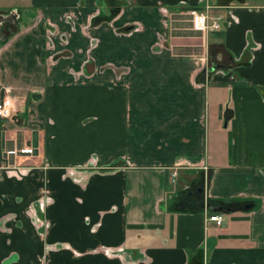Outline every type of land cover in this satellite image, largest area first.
Returning <instances> with one entry per match:
<instances>
[{
	"label": "crops",
	"instance_id": "0c3cea01",
	"mask_svg": "<svg viewBox=\"0 0 264 264\" xmlns=\"http://www.w3.org/2000/svg\"><path fill=\"white\" fill-rule=\"evenodd\" d=\"M205 5L220 30L191 28ZM9 14L0 148L34 154L0 171V264H264V0H0ZM200 187L204 207L175 208ZM210 198L241 202L217 226Z\"/></svg>",
	"mask_w": 264,
	"mask_h": 264
},
{
	"label": "built area",
	"instance_id": "2783aa9c",
	"mask_svg": "<svg viewBox=\"0 0 264 264\" xmlns=\"http://www.w3.org/2000/svg\"><path fill=\"white\" fill-rule=\"evenodd\" d=\"M187 14L191 23V28L194 31L202 34H207L210 31H217L221 28L220 16H213L210 13L209 5H205L202 9L188 8ZM16 109L7 95H2L0 92V118L6 119L12 116V112ZM34 154V148L30 146L23 147H5L0 148V169H5L7 173L12 170H20L18 163L19 159L23 157H30ZM14 160V162H12ZM16 161V162H15ZM178 176V169L173 168L170 172V181L174 182ZM46 198H41L33 204L29 211L32 213L34 224L40 234H43L48 226V222L44 218V207ZM206 220L214 222L219 226L223 222V218L219 213H209Z\"/></svg>",
	"mask_w": 264,
	"mask_h": 264
},
{
	"label": "water",
	"instance_id": "95a60500",
	"mask_svg": "<svg viewBox=\"0 0 264 264\" xmlns=\"http://www.w3.org/2000/svg\"><path fill=\"white\" fill-rule=\"evenodd\" d=\"M10 17L11 18L9 21V25L4 30H2V34L0 36V41H5L11 33L16 32V30H17V26L13 22L14 16L11 15ZM219 67H221V65L216 66V68H219ZM197 192L198 193H196L195 195H194V192L187 193L182 199H180L179 201H177L175 203V208L177 210H181L192 201L195 204L200 205L201 207H204L205 204L202 200V193H203L202 188L200 187L199 191H197Z\"/></svg>",
	"mask_w": 264,
	"mask_h": 264
},
{
	"label": "trees",
	"instance_id": "16d2710c",
	"mask_svg": "<svg viewBox=\"0 0 264 264\" xmlns=\"http://www.w3.org/2000/svg\"><path fill=\"white\" fill-rule=\"evenodd\" d=\"M239 202L241 201L236 198H210L208 200V210L211 213L231 210L236 208Z\"/></svg>",
	"mask_w": 264,
	"mask_h": 264
},
{
	"label": "rangeland",
	"instance_id": "374dc122",
	"mask_svg": "<svg viewBox=\"0 0 264 264\" xmlns=\"http://www.w3.org/2000/svg\"><path fill=\"white\" fill-rule=\"evenodd\" d=\"M23 1V0H22ZM21 6V5H20ZM21 10H22V15H24V13H25V7H23V5L21 6ZM23 18H25L24 16L22 17V19ZM210 119H211V121H210V124H213V122H214V119H213V111H212V109L210 110ZM2 169H0V171H1ZM172 189L175 187V185L173 184V185H171L170 186ZM27 216L33 221V223H34V220H33V217H32V213H30V211L28 210L27 211ZM35 225V224H34ZM0 228L1 229H4V230H10V228H7V229H5V228H3V222L0 224Z\"/></svg>",
	"mask_w": 264,
	"mask_h": 264
},
{
	"label": "flooded vegetation",
	"instance_id": "af4514ba",
	"mask_svg": "<svg viewBox=\"0 0 264 264\" xmlns=\"http://www.w3.org/2000/svg\"><path fill=\"white\" fill-rule=\"evenodd\" d=\"M8 16H9L8 18H9V21H10V18H11L10 16H11V15L9 14ZM6 21H8V20L5 19V20L2 22V24H6V25L3 26L2 24H0V36H1V34H2V30H4V29L9 25V24H8L9 22H6ZM197 191H199V188H196V189H195V191H194V195H195L196 193H198Z\"/></svg>",
	"mask_w": 264,
	"mask_h": 264
}]
</instances>
